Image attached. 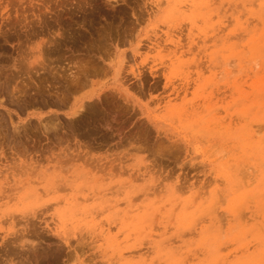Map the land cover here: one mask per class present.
Listing matches in <instances>:
<instances>
[{"label":"rangeland","instance_id":"374dc122","mask_svg":"<svg viewBox=\"0 0 264 264\" xmlns=\"http://www.w3.org/2000/svg\"><path fill=\"white\" fill-rule=\"evenodd\" d=\"M0 80V264H264V0H0Z\"/></svg>","mask_w":264,"mask_h":264},{"label":"bare ground","instance_id":"6f19581e","mask_svg":"<svg viewBox=\"0 0 264 264\" xmlns=\"http://www.w3.org/2000/svg\"><path fill=\"white\" fill-rule=\"evenodd\" d=\"M255 7H256V6H255ZM229 9H230V8H229ZM252 22H253V21H252ZM250 24H251V23H250ZM258 24H259V23H258ZM2 34H3V33H2ZM4 36H5V35H4ZM238 38H239V37H238ZM47 42L49 43V41H47ZM50 42H51V41H50ZM52 43H53V42H51V43L48 44V48L50 47V44L52 45ZM171 43L173 44V42H171ZM154 44H155V43H154ZM46 45H47V43H46ZM162 45H163V43H162ZM175 45H176V48H179V46H180V42H179L178 44L176 43ZM167 46H168V45H167ZM167 46H165V47H167ZM170 46H172V45H170ZM44 48H46V46H44L43 49H44ZM48 48H47V50H48ZM195 48H196V47H195ZM43 49H42V51H43ZM47 50H46V51H47ZM177 50H178V49H177ZM177 52H178V51H177ZM42 53H43V52H42ZM258 60H259V59H258ZM258 60H257V61H258ZM234 62H236V61H234ZM251 74H252V73H251ZM244 77H245V76H243V78H244ZM5 81H6V80H5ZM0 82H1V80H0ZM8 82H9V81H8ZM4 83H5V82H4ZM10 83H11V82H10ZM7 84H8V83H5V86H6V87H9ZM0 86H1V85H0ZM3 87H4V84H3ZM6 87H5V88H6ZM223 87H224V86H223ZM0 88H1V87H0ZM5 88H4V89H5ZM9 88H10V87H9ZM4 89H2L1 92H2V91L4 92V91H5ZM6 90H7V89H6ZM16 90H17V89H16ZM8 91L10 92V93L8 92L10 95H11V94L13 95V93L11 92V90L8 89ZM12 91H13V90H12ZM185 91H187V90H185ZM15 92H16V91H15ZM17 92H18V91H17ZM4 93H5V92H4ZM6 93H7V92H6ZM12 95H11V96H12ZM17 95H18V93H17ZM17 95H16V96H17ZM19 95H20V94H19ZM19 95H18V96H19ZM1 96H2V94H1ZM4 96H5V95H4ZM6 96H8V94H7ZM6 96H5V97H6ZM11 96H10V97H11ZM13 96H14V95H13ZM13 96H12L11 98H13ZM8 97H9V96H8ZM1 99L4 100L5 98H4V99L1 98ZM13 99H14V98H13ZM2 100H1V101H2ZM5 101H6V100H4V103L7 102V101H6V102H5ZM14 101H15V100H14ZM2 103H3V102H2ZM4 103H3V104H4ZM8 103H9V102H8ZM8 103H7V104H8ZM11 103H12V102H11ZM14 103H15V102H13V104H14ZM11 105H12V104H11ZM22 105H23V104H22ZM9 106H10V105H9ZM1 110H2V109H1ZM2 112H3V111H0V113H1V114H0V117L2 116ZM9 114H10V113H9ZM3 115H4V114H3ZM227 115H228V114H227ZM3 117H4V116H3ZM3 117H1V119H2ZM11 118H12V117H11ZM76 118H77V119H80V116H79V117H76ZM247 118H248V117H247ZM1 119H0V120H1ZM4 119H6V117H5ZM7 119H8V118H7ZM2 120H3V119H2ZM10 120H11V119H10ZM71 120H72V119H71ZM74 120H75V119H74ZM8 121H9V120H8ZM8 121L6 120V121H4V122L7 123ZM72 121H73V120H72ZM75 121H76V120H75ZM0 122H1V121H0ZM9 122H10V121H9ZM9 122L7 123V125L9 124ZM11 122H12V121H11ZM2 123H3V122H2ZM71 123H72V122H71ZM13 124H14V123H13ZM0 125H1V123H0ZM2 125H5V124L3 123ZM46 125H47V124H46ZM49 125H56V124H49ZM257 125H258V124H257ZM258 126H260V125H258ZM263 127H264V126H263ZM260 128H261V127H260ZM261 129H262V128H261ZM258 130H259V129H258ZM256 131H257V130H256ZM256 134H257V133H256ZM221 153H222V152H221ZM221 155H222V154H221ZM224 155H225V154H224ZM224 155H223V156H224ZM221 158H223V157H221ZM240 167H241V166H240ZM254 170H255V169H254ZM254 170H253V171H254ZM247 171H248V170H247ZM247 174H248V173H247ZM244 175H245V174H244ZM244 175H243V176H244ZM247 176H248V175H247ZM243 179H244V177H243ZM220 182H221V181H220ZM217 195H218V194H217ZM194 196H195V195H194ZM224 198H225V197H224ZM222 200H223V198H222ZM222 204H223V202H222ZM207 212H208V211H207ZM219 213H220V212H219ZM61 218H62V217H61ZM36 246L39 247V245H36ZM36 246L33 245V247H31V248L28 246V247H29V248H28L26 245H23V246H20L21 249H19V246H18V248L15 247V246L12 247V248H11V246L7 247V248L5 249V250L7 251V253H9L10 255H15V256H14V257H10V258L6 257V259H8V262L5 261L6 264H19V263H22V264H23V263L25 262V260L30 259V258L28 257V256H29V255H28V256H27L28 258H24L25 260H22V257H21V259H19L20 256H21L20 253L23 252V251H25L26 253L29 252V251H32L31 253H33V254H34L35 252L38 253L39 251H36V250L38 249V248H36ZM15 248H16V250H14ZM20 250H22V251L19 252ZM60 251H61V250H60ZM61 252H62V251H61ZM23 253H24V252H23ZM31 253H30V255H32ZM39 253H40V252H39ZM52 253H53V252H52ZM52 253H51V254H52ZM28 254H29V253H28ZM42 254H43V253H42ZM45 254H46V253H45ZM61 254H63V252H62ZM24 255H25V254H24ZM26 255H27V254H26ZM39 255H41V254H39ZM46 255H49V253H47ZM46 255L43 254V257H44V258L41 256V257L43 258V260H45V263H46V261H47V260L45 259ZM57 255H58V254H57ZM8 256H9V255H8ZM22 256H23V255H22ZM36 256H37V255H35V257H34V259H36V260H33V261H35V263L37 262V260H40V259H38V256H37V258H36ZM15 257H18L17 260H16V262L14 261V260H15V259H14ZM32 257H33V255H32ZM51 257L53 258V254H52ZM63 257H64V256H63ZM66 257H67V256H66ZM39 258H40V256H39ZM47 258H49V256H47ZM55 258H56V257H55ZM57 258H58V257H57ZM60 258H62V256H61ZM50 259H51V258H50ZM50 259H49V260H50ZM31 260H32V259H31ZM41 260H42V259H41ZM54 260H55V259H54ZM54 260H53V261H54ZM56 260H58V259H56ZM63 260H64V259L62 258V261H63ZM23 261H24V262H23ZM33 261H32V262H31V261H28V262H29V263H33ZM50 261H51V260H50ZM58 261H59V260H58ZM60 261H61V260H60ZM40 262H41V261H40ZM64 262H65V261H64ZM38 263H39V262H37V264H38ZM43 263H44V262L42 261V264H43ZM45 263H44V264H45ZM57 263H58V262H57ZM59 263H60V262H59ZM24 264H25V263H24ZM33 264H34V263H33ZM40 264H41V263H40ZM47 264H48V263H47Z\"/></svg>","mask_w":264,"mask_h":264}]
</instances>
